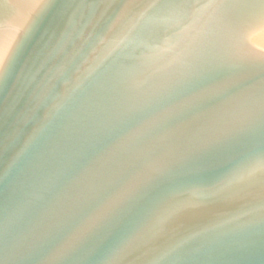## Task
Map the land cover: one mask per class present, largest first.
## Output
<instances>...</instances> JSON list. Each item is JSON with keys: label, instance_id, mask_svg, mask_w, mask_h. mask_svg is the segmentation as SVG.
Segmentation results:
<instances>
[{"label": "water", "instance_id": "95a60500", "mask_svg": "<svg viewBox=\"0 0 264 264\" xmlns=\"http://www.w3.org/2000/svg\"><path fill=\"white\" fill-rule=\"evenodd\" d=\"M262 8L0 0V264H264Z\"/></svg>", "mask_w": 264, "mask_h": 264}, {"label": "snow or ice", "instance_id": "6c2138e0", "mask_svg": "<svg viewBox=\"0 0 264 264\" xmlns=\"http://www.w3.org/2000/svg\"><path fill=\"white\" fill-rule=\"evenodd\" d=\"M259 3L261 5H264V0H259ZM260 19L264 21V8H262L260 11ZM253 167H256V166H253ZM257 172L261 175H264V158L261 159L259 166L257 168Z\"/></svg>", "mask_w": 264, "mask_h": 264}]
</instances>
